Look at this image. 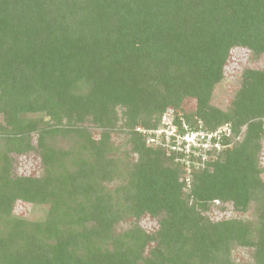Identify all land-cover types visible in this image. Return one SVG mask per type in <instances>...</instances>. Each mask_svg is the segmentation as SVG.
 I'll list each match as a JSON object with an SVG mask.
<instances>
[{
  "label": "trees",
  "instance_id": "trees-1",
  "mask_svg": "<svg viewBox=\"0 0 264 264\" xmlns=\"http://www.w3.org/2000/svg\"><path fill=\"white\" fill-rule=\"evenodd\" d=\"M241 49L264 56V0H0V264H264V65L213 104ZM165 114L229 126L226 147L188 174L137 130ZM18 201L50 207L28 221Z\"/></svg>",
  "mask_w": 264,
  "mask_h": 264
},
{
  "label": "rangeland",
  "instance_id": "rangeland-1",
  "mask_svg": "<svg viewBox=\"0 0 264 264\" xmlns=\"http://www.w3.org/2000/svg\"><path fill=\"white\" fill-rule=\"evenodd\" d=\"M245 51L238 50L233 51L231 54V57L229 58V61L226 65L225 69V79L221 85H218L215 92V97L213 100V104L216 106H219L222 109H227L231 102V98L235 90L238 86L237 77L241 75L243 70L245 68H251V67H262L264 65V56L261 57L260 60L255 61L252 60V54L249 53L246 49ZM184 107L187 108V110L193 111L196 107V100L195 99H188L186 100ZM172 114V116L176 115H183V112L180 110L170 109L168 112ZM167 114V113H166ZM164 115V117L166 116ZM118 117H119V123L118 127L123 128V124L125 123L123 111L121 109H118ZM172 118V117H170ZM94 131V137L99 138L100 131L96 129H92ZM13 157V166H12V174L13 176H19V177H40L42 174V165L40 163L39 156L34 155H11ZM262 163L264 164V151L262 154ZM264 177V176H263ZM218 204L211 205L210 209V215L214 221L225 219L226 217H232L234 215V211L231 208H228L227 210V216H225L222 212H219L217 208ZM49 205L45 206H35L27 203H22L18 201L15 206L13 213L16 217L25 219L28 221H37L39 219H42L45 217L47 210L49 209ZM219 207V206H218ZM254 213V206H251V210L248 213V217L251 218L252 214ZM141 226L147 231V232H153L157 230V224L156 221L150 217H146L143 219V221L140 223ZM239 256V255H238Z\"/></svg>",
  "mask_w": 264,
  "mask_h": 264
},
{
  "label": "built area",
  "instance_id": "built-area-1",
  "mask_svg": "<svg viewBox=\"0 0 264 264\" xmlns=\"http://www.w3.org/2000/svg\"><path fill=\"white\" fill-rule=\"evenodd\" d=\"M171 115L168 114L163 119V125L157 130H137L146 135V143L153 146L167 148L169 155H175L176 162L184 166L187 173H191L193 168L199 166L207 158V153L213 150L221 151L226 147L222 138L231 135L229 126L215 129L214 131L191 130L184 125V131L181 133L178 127L173 124ZM185 124V123H184Z\"/></svg>",
  "mask_w": 264,
  "mask_h": 264
}]
</instances>
